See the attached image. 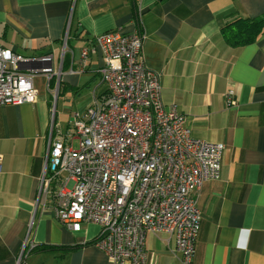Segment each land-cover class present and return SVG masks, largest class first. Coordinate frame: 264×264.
I'll return each instance as SVG.
<instances>
[{"label": "crops", "instance_id": "0c3cea01", "mask_svg": "<svg viewBox=\"0 0 264 264\" xmlns=\"http://www.w3.org/2000/svg\"><path fill=\"white\" fill-rule=\"evenodd\" d=\"M263 13L264 0H0V45L26 57L53 55L40 66L54 67L55 84L48 93L35 84L36 103L0 106V264H17L22 252L24 264H113L95 244L99 226L71 232L59 221L57 186L38 201L59 99L51 89L59 91L61 80L75 112L106 90L101 53L80 71L68 43L73 37L86 48L112 31L143 35V59L160 78L163 103L177 106L193 137L226 146L220 179L194 193L202 219L193 263L264 264V35L236 47L222 33L236 18ZM65 41L66 60L55 67ZM86 89L93 94L83 98ZM175 249V237L150 233L148 264H181Z\"/></svg>", "mask_w": 264, "mask_h": 264}, {"label": "built area", "instance_id": "2783aa9c", "mask_svg": "<svg viewBox=\"0 0 264 264\" xmlns=\"http://www.w3.org/2000/svg\"><path fill=\"white\" fill-rule=\"evenodd\" d=\"M143 42L141 33L112 31L82 49L80 71L91 54L101 53L98 72L106 90L74 112L70 132L61 134L52 124L38 201L57 186L59 221L71 232L99 226L95 244L113 264H148L150 233L175 237L181 264H194L202 219L194 193L220 179L226 146L193 137L177 106L163 103L160 78L143 59ZM66 48L67 41L61 66ZM52 60L50 54L26 57L0 45V106L36 103L35 79L48 76L50 88L54 67L30 66ZM233 95L228 93L231 104ZM30 233L31 227L28 238ZM23 259L24 252L17 264Z\"/></svg>", "mask_w": 264, "mask_h": 264}, {"label": "rangeland", "instance_id": "374dc122", "mask_svg": "<svg viewBox=\"0 0 264 264\" xmlns=\"http://www.w3.org/2000/svg\"><path fill=\"white\" fill-rule=\"evenodd\" d=\"M85 45L84 44L82 45L81 41H76L73 39V37H71L70 43H68V46H69L68 51H70V49L74 50L76 60H80L81 54H82V48ZM61 49H63V46L62 47L58 46L57 50L54 53V65H55V67H59V65H60V60L62 57V50ZM49 77H51V76H49ZM35 84H36L37 89L40 92L48 93V91H49L48 90V77H46V76L44 77L42 74H39L36 77ZM51 90H52L51 91L52 94H56L59 97V99L57 101L53 100V102H54L53 103V110L54 111H53L52 121L55 125H58V127H59V124H63V127H64L63 131H65V133H62V134H66L67 132H70L69 131V122L71 121L73 114L75 112L73 94H68V95L64 96L63 93L57 91L56 89H51ZM91 92H93L92 89H86L84 91L83 98H86L90 94H93ZM58 93H60V96ZM79 144H80L79 140L74 141L75 148H78Z\"/></svg>", "mask_w": 264, "mask_h": 264}, {"label": "trees", "instance_id": "16d2710c", "mask_svg": "<svg viewBox=\"0 0 264 264\" xmlns=\"http://www.w3.org/2000/svg\"><path fill=\"white\" fill-rule=\"evenodd\" d=\"M138 4L134 3V11L137 25L140 26V15H138ZM222 33L227 40L226 42L236 46V47H244L249 44L256 42V40L261 36L264 35V13L256 18H236L232 22H229L224 26L222 29ZM66 60V57H65ZM64 60V62H65ZM62 81L60 80L59 88L61 90ZM54 80L51 79L50 81V88H54ZM59 90V91H60ZM39 250H48L54 251L57 249L56 246H44L38 248ZM69 248H66L68 250ZM37 250V249H36ZM35 250V251H36Z\"/></svg>", "mask_w": 264, "mask_h": 264}, {"label": "water", "instance_id": "95a60500", "mask_svg": "<svg viewBox=\"0 0 264 264\" xmlns=\"http://www.w3.org/2000/svg\"><path fill=\"white\" fill-rule=\"evenodd\" d=\"M40 65H41L40 62H35V63H33V64L30 66V69H36V68H39Z\"/></svg>", "mask_w": 264, "mask_h": 264}]
</instances>
